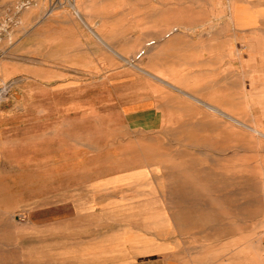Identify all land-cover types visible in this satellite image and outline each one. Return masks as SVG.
<instances>
[{
  "label": "rangeland",
  "instance_id": "rangeland-1",
  "mask_svg": "<svg viewBox=\"0 0 264 264\" xmlns=\"http://www.w3.org/2000/svg\"><path fill=\"white\" fill-rule=\"evenodd\" d=\"M49 3L115 54L0 80V264H264V0Z\"/></svg>",
  "mask_w": 264,
  "mask_h": 264
},
{
  "label": "crops",
  "instance_id": "crops-1",
  "mask_svg": "<svg viewBox=\"0 0 264 264\" xmlns=\"http://www.w3.org/2000/svg\"><path fill=\"white\" fill-rule=\"evenodd\" d=\"M50 6L49 0H0V80H32L38 70L81 69L82 62L88 69L97 67L96 54L107 50L89 23L100 20L90 14L81 20ZM249 64L250 70L264 69V60Z\"/></svg>",
  "mask_w": 264,
  "mask_h": 264
},
{
  "label": "bare ground",
  "instance_id": "bare-ground-1",
  "mask_svg": "<svg viewBox=\"0 0 264 264\" xmlns=\"http://www.w3.org/2000/svg\"><path fill=\"white\" fill-rule=\"evenodd\" d=\"M76 16H78L77 18L78 19H81L82 20V16L79 14V12H76ZM89 29H90V31L95 35L94 37H96L97 38V40H98V42L100 41L103 45H105L106 46V48L107 49H109V51L111 52L112 51V53H113V49L110 47V46H108L107 44H106V42L101 38V37H99L94 31H92V29L89 27ZM88 29V30H89ZM174 31H176V30H174ZM92 36V35H91ZM170 36V33H168V35H166L165 37H169ZM153 44H155V41H153V42H149V43H147L146 45H145V48H150V46H152ZM155 48V47H154ZM147 52V51H146ZM113 54H115V53H113ZM143 54H145V51H143V53L141 54V55H143ZM141 55H140V57H141ZM118 59H119V57H118ZM120 59H122V60H125V58L124 57H122V56H120ZM125 63V62H124ZM147 74V73H146ZM153 77V76H152ZM156 79V78H155ZM157 80V79H156ZM159 81V80H158ZM157 81V82H158ZM161 82V81H160ZM162 83V82H161ZM6 92H7V88L5 87L3 90H2V94H6ZM193 100H195L196 102H200V101H198V99H195V98H193ZM205 106V105H204ZM209 108V107H208ZM212 110H214V111H217V112H220L219 110H217L216 108L214 109V108H212V107H210ZM211 109H208V110H211ZM213 111V112H214ZM216 112V113H217ZM215 113V112H214ZM219 114V113H218ZM220 114H222V113H220ZM227 118V117H226ZM229 118V117H228ZM235 122V121H234ZM135 235V234H134ZM124 236V235H123ZM137 237V236H136ZM124 243V242H123ZM132 243H133V241H132ZM126 246V245H125ZM130 247V246H129ZM199 250V249H198ZM182 251V250H181ZM212 258V257H211ZM220 260V259H219Z\"/></svg>",
  "mask_w": 264,
  "mask_h": 264
}]
</instances>
